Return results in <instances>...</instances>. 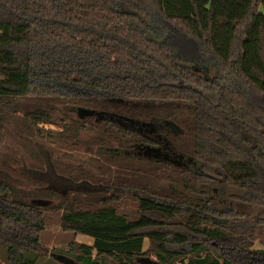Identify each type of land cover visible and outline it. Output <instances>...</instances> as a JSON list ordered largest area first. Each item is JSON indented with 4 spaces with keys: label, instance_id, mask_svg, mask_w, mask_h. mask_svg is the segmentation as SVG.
Instances as JSON below:
<instances>
[{
    "label": "trees",
    "instance_id": "1",
    "mask_svg": "<svg viewBox=\"0 0 264 264\" xmlns=\"http://www.w3.org/2000/svg\"><path fill=\"white\" fill-rule=\"evenodd\" d=\"M3 25L0 137L37 142L56 175L100 188L59 193L0 150V264H232L225 249L264 264V243L250 250L264 237V0H0ZM157 122L194 168L127 153L158 146L143 133ZM218 181L252 213L210 208L197 186ZM49 214L65 250L40 241Z\"/></svg>",
    "mask_w": 264,
    "mask_h": 264
},
{
    "label": "rangeland",
    "instance_id": "2",
    "mask_svg": "<svg viewBox=\"0 0 264 264\" xmlns=\"http://www.w3.org/2000/svg\"><path fill=\"white\" fill-rule=\"evenodd\" d=\"M150 35L149 38L155 41H160L161 37L159 32L155 29V26L149 23ZM5 26V27H4ZM7 25L0 26V43H3L7 38ZM6 36V37H5ZM191 62L192 60H188ZM190 68L198 73L207 76H211V71L203 64L189 63L187 64ZM2 71H0V77L2 76ZM64 111L71 112L75 118L83 119L86 116H92L93 118H102L103 116L94 115V113H87V111L79 112L77 109L62 108ZM43 129L54 128L52 126L40 125ZM156 128L160 130H168L169 128L166 125H162L161 122H157L156 126L144 127L143 133L149 136L150 138H156L158 146L156 148H144V147H134L127 151L128 154H137V155H146L152 156L150 158H160V156L165 155L167 159L172 163H175L178 167H195V162L185 156H180L174 148L168 145L167 142L160 140V137L157 136ZM146 132V133H145ZM164 131H162L163 133ZM86 133L81 132L80 138L84 139ZM31 148L35 151H31ZM79 149V148H77ZM0 150L4 152L5 155L11 157L15 160V164H11L13 168L20 174L26 175L28 177L34 178L36 180H42L45 182L46 188H51L59 193H65L68 190H81V189H99V186L91 185L87 182H76L73 183L69 179L63 176L56 175L52 166L50 165L47 157V152L43 146L34 142L26 137L18 135L13 132V137H0ZM96 151L99 153H108V154H120V151L116 149H106V148H96ZM156 154L158 157H155ZM36 155V156H35ZM39 156L42 158V162H39ZM33 165H41V169L33 168ZM25 188L30 190H39L41 186L25 183ZM198 190L200 192L199 197L206 200L208 206L215 210H227L235 209L243 214L252 213V209L246 207L244 204H240L235 199V196L240 194V191L232 186L225 185L222 182L208 183L198 185ZM180 190V189H178ZM184 194H187L191 197H197V194H190L186 191L180 190ZM67 237L61 233V230L58 226V214H49L47 216L44 231L41 235L40 241L43 246L46 247L48 252H52L49 249L57 248L60 250H65V242ZM75 241L81 242L87 245L91 244V240L88 237L82 235H76L74 238ZM264 243V237L262 239H256L250 250H262ZM147 241H143L142 250L146 248ZM225 255L229 258V261L232 264H257V256L254 254L241 253L237 254L233 252V249H225L223 251ZM52 255V254H51ZM49 256V254L47 255ZM69 263V262H68ZM135 264H159L153 256H143L135 260Z\"/></svg>",
    "mask_w": 264,
    "mask_h": 264
},
{
    "label": "water",
    "instance_id": "3",
    "mask_svg": "<svg viewBox=\"0 0 264 264\" xmlns=\"http://www.w3.org/2000/svg\"><path fill=\"white\" fill-rule=\"evenodd\" d=\"M35 203H39V204H44V202L40 201V200H35Z\"/></svg>",
    "mask_w": 264,
    "mask_h": 264
},
{
    "label": "flooded vegetation",
    "instance_id": "4",
    "mask_svg": "<svg viewBox=\"0 0 264 264\" xmlns=\"http://www.w3.org/2000/svg\"><path fill=\"white\" fill-rule=\"evenodd\" d=\"M147 155V154H146ZM155 156H157L156 154H154ZM163 158L167 159L165 155H162Z\"/></svg>",
    "mask_w": 264,
    "mask_h": 264
}]
</instances>
